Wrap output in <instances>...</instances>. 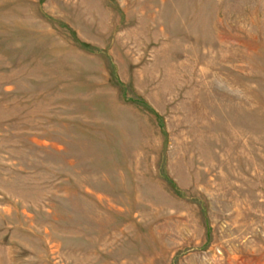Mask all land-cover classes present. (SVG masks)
<instances>
[{"label": "rangeland", "instance_id": "1", "mask_svg": "<svg viewBox=\"0 0 264 264\" xmlns=\"http://www.w3.org/2000/svg\"><path fill=\"white\" fill-rule=\"evenodd\" d=\"M0 264H264V0H0Z\"/></svg>", "mask_w": 264, "mask_h": 264}]
</instances>
